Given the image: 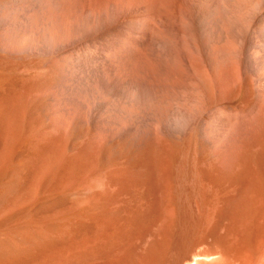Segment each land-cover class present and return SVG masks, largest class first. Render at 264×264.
Returning <instances> with one entry per match:
<instances>
[{
    "label": "rangeland",
    "instance_id": "obj_1",
    "mask_svg": "<svg viewBox=\"0 0 264 264\" xmlns=\"http://www.w3.org/2000/svg\"><path fill=\"white\" fill-rule=\"evenodd\" d=\"M44 2L0 0V264H91L96 215L127 214L137 183L162 204L166 181L146 160L161 163L167 153L180 202L195 210L214 203L222 224L207 231L230 264H264V150L255 145L264 130V38L249 40L244 56L228 40L173 49L184 56L167 57L157 42L147 56L120 46L99 53L92 37L61 22L53 0ZM141 159L146 165L128 174L115 171Z\"/></svg>",
    "mask_w": 264,
    "mask_h": 264
},
{
    "label": "bare ground",
    "instance_id": "obj_2",
    "mask_svg": "<svg viewBox=\"0 0 264 264\" xmlns=\"http://www.w3.org/2000/svg\"><path fill=\"white\" fill-rule=\"evenodd\" d=\"M44 1L45 0H41L42 3H45ZM53 4L56 10L54 11V13L59 15L61 22L65 24L69 22V25H71L72 28L74 26V28H76V31L78 33L83 34V36L81 35L82 37L89 35L88 38L84 37L86 40L92 37V39H89L88 41H90L91 45H96L95 46L96 49L91 51H96L99 53H104L108 49H112L117 46H120L127 48L129 47L133 51V54L137 56H147L148 53L145 50V47L147 45L157 42L160 45H162L163 48L165 49L167 48V51H163L164 54L167 55V57L175 54L184 56V53L182 54L181 49H180L181 51L180 50L175 51L173 49L182 47L184 44H187L189 46L191 44L194 45L195 47L196 46L201 47L203 46L202 44L207 45V44H213L216 42H222L228 40V41H232V43L233 42L241 43L243 45L242 48L243 52L241 51L239 52H241V54H243L244 56V54L246 53L245 46L249 42V40L253 38H256L257 40H262L264 38V19H263L264 0H53ZM252 11L255 12V14L257 15L256 16L253 14L254 16L258 17L259 15L263 17L261 19L259 18L258 20L254 16L251 17L250 14ZM250 28H253L252 30L254 31V34L253 33L251 34V32L249 31ZM194 48L192 47L193 50ZM185 49H187V47ZM186 52L188 53V51ZM191 53L192 52L190 50L189 54ZM206 54H204V56ZM262 117L264 116H261V118ZM261 129L263 130V128H259L258 130L259 133L258 132L256 133L258 135L256 137V140L258 139L257 140L258 142L256 140L254 141H256L255 145L256 143L259 144L260 142L259 148L261 150H264V132L262 133ZM154 146H155L154 148L158 149L156 145ZM250 151L252 153L253 151L258 153V148L257 151L256 150H250ZM259 153H260L259 155L262 154L263 157L264 153L263 152H259ZM169 154L171 155L172 153ZM173 155L174 154L168 156V153L165 154V157L162 156L163 159L165 160L162 159L163 162L161 163H157L159 161L158 159H156L155 161L153 159V163L151 162L152 159H148L151 161L146 160V162L148 163L146 165L145 161L141 159L138 160V162L136 163H132V164L128 163L125 164L124 166H121L120 168L118 167L115 170V171H119L120 174H124V173L128 174L129 171L132 169L133 165L142 163V165L145 164L146 166L150 167V165L152 164L154 166L153 167L151 165L154 168V173L157 171L158 175L163 177L162 180L166 181L164 186L165 196L163 195L162 197L163 202L161 205H159V203L155 200V198L152 197V192L147 193L150 189L148 188L149 190L148 191L145 190L144 192L141 189V186L138 185L137 183V185L135 184L136 185L135 187L137 189L134 191L132 196L133 197L132 202L134 203V205L128 210L127 214L121 215L120 213V215L115 216L116 213L113 212L115 213V215L113 213L112 215H110L108 210L107 212L109 213V216L112 217L114 215L115 216L114 218L104 217L105 213L103 215L102 214L96 215L93 218V222H92L93 229L91 233H89L90 235L87 239V243L85 242L86 250H87L85 253L86 256L91 260V264H230L232 259H230L229 251H227L225 246L218 240L217 237L212 235L213 233L210 234L207 231L209 230L208 228H210L211 226H213L214 228L216 227L218 228L219 225L222 224L220 223L221 222L220 218L215 219L214 218L215 215L214 214H213L214 216L212 215L211 210L213 209V206H215L213 205L214 203L206 200L202 201L201 204H199L198 209L195 210L191 208L192 205L186 206L184 205L185 203L182 204L180 202L181 200L180 197L179 198L177 197L174 190V183L172 184V180L170 181L169 179V176L171 174L170 175L167 174V172L168 173L172 172L169 170L170 168L172 169L173 166H171L170 164H172L174 160L171 159V161H169V159ZM252 156L249 155V159L250 157L252 158ZM258 157L256 156V161L258 160L257 159ZM244 158L242 159L245 161ZM231 160L229 162H232ZM248 161L249 160H247L246 162ZM254 161L255 158L252 162L254 163ZM235 162L234 163L232 162L233 165H235L238 162L241 163L242 160H239L236 163ZM232 163L230 164L227 163L226 166H228V164L230 166ZM223 164H222V168L224 166V169L226 171V168L228 169L229 167H225L226 163ZM249 164H251V162H248V165ZM217 165L218 164H211L210 166H208L211 167V169L210 168L209 170L207 168L206 169L210 171L212 170V168L216 167ZM241 166L243 167L244 165H240L239 167ZM221 169L219 171H221ZM216 172H218V170ZM150 180H149L150 182L149 184L152 183V181ZM144 184L147 183L144 182ZM151 185H153V183ZM130 189L132 190L131 187ZM177 191L178 190L176 189V192ZM11 192H13V189ZM128 193L130 195L131 191ZM153 196L155 197V195ZM117 200H119L118 197ZM117 200L115 199V201ZM108 203L110 202L108 201ZM128 206H126L125 204L126 208ZM108 208H113V206L110 207L109 204ZM120 209H118L117 211H119ZM125 211L122 212V214L125 213ZM212 218H214V220H212ZM140 219L143 221L141 222L142 228L141 229L139 228L140 229L139 233H135V232L133 233L135 224ZM156 226H158L156 238L148 245V247L142 250L140 248V246H142L143 244V243L140 244L141 239L143 241V238L145 237L146 233H148V231L153 229L154 227L157 228ZM10 230H4V231L9 232ZM4 231H1V233ZM14 231L15 230H13L12 232L14 233ZM17 231L19 230L16 228V232ZM23 233L21 232L20 235L21 234L23 235ZM9 234L8 237L11 236L13 237V234H11V236H9ZM81 234L82 233H80V235ZM152 234H154V232ZM16 235L19 236V234ZM3 237L1 236V238ZM45 244L47 243L45 242ZM38 245H35L34 248L37 247ZM25 251L28 252V250ZM29 252L28 254H30ZM28 254L26 253V255ZM16 256L18 257V255ZM216 256L219 257L215 259ZM9 258L12 259L11 257ZM3 260H6V258L2 259V261Z\"/></svg>",
    "mask_w": 264,
    "mask_h": 264
}]
</instances>
